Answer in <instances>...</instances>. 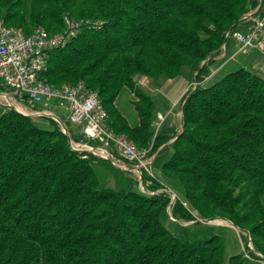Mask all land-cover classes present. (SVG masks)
Masks as SVG:
<instances>
[{
	"label": "trees",
	"instance_id": "16d2710c",
	"mask_svg": "<svg viewBox=\"0 0 264 264\" xmlns=\"http://www.w3.org/2000/svg\"><path fill=\"white\" fill-rule=\"evenodd\" d=\"M263 5L0 0V24L24 35L38 28L62 33L64 18L101 24L83 26L65 48L54 50L43 79L55 88L81 83L96 93L110 130L153 158L151 176L141 171L139 180L73 150L52 119L0 111V264H262L264 75L223 66L212 78L211 69L225 35L244 30ZM184 75L195 85L180 100L176 126L167 115L171 102L148 94L136 80L159 87ZM125 88L138 99L134 125L115 107ZM59 118L73 143L96 146ZM166 190L175 194L173 203ZM216 220L243 233L253 250L227 255L226 229L207 224Z\"/></svg>",
	"mask_w": 264,
	"mask_h": 264
},
{
	"label": "built area",
	"instance_id": "2783aa9c",
	"mask_svg": "<svg viewBox=\"0 0 264 264\" xmlns=\"http://www.w3.org/2000/svg\"><path fill=\"white\" fill-rule=\"evenodd\" d=\"M248 18L250 24L244 30L228 32L225 40L236 45L237 54H246L249 50L264 53V5L256 18L251 15ZM64 25V31L59 34H50L38 28L30 35H24L16 28L0 24V83L15 98L26 97L29 103L41 106L42 111L34 115L43 113L55 116L57 109H65L67 121L82 128L84 138L96 144L91 147L88 144L73 143V150L94 151L97 157H102L103 152L110 156L111 152L116 153L122 159L135 164L134 167L139 169L135 173L139 180L141 171L151 176L153 158L149 157V150L138 148L124 135H116L110 130L107 113L96 93L81 83L55 88L43 79L50 54L54 50L65 48L83 26L98 28L101 24L64 18ZM222 47L225 48L226 44ZM0 98H4L9 105L6 95H0ZM15 109L26 114L16 107ZM166 192L173 203L175 194L170 190ZM249 249L252 250L251 247ZM258 256L261 257L259 254ZM262 259L264 264V258Z\"/></svg>",
	"mask_w": 264,
	"mask_h": 264
},
{
	"label": "rangeland",
	"instance_id": "374dc122",
	"mask_svg": "<svg viewBox=\"0 0 264 264\" xmlns=\"http://www.w3.org/2000/svg\"><path fill=\"white\" fill-rule=\"evenodd\" d=\"M227 47L228 51H233L232 45L230 43L226 44V47L221 48V53L220 56L216 59L214 66L211 69V75L212 78L216 77L218 74L217 72L223 71V66L226 68L227 66H243L246 69L255 72L259 75H264V53L258 52V51H253L249 50L246 54H238L234 56L233 60H230L229 57L231 56L230 53L227 52ZM222 76V75H221ZM220 76V77H221ZM136 83L148 94H154L158 99L162 100H168L172 101L173 104V98L176 97V93L185 87V91L183 92V95L191 89L194 85L192 81H189V79L186 77V75L181 76L175 80L172 81H167V82H159V87H157L155 84L150 83L147 79L145 78H138L136 80ZM0 94L6 95L8 98H10L9 102L11 106L16 107L23 111L26 114L29 115H34L36 113H39L41 111H34L29 107L28 101H23L21 97L15 98V96L9 92L8 90H3L0 92ZM177 99V98H176ZM138 99L134 97V95L128 90V89H123L121 94L116 100L115 107L116 110L123 115L128 122L131 125H134L133 122L137 120V114L135 112L133 102L137 101ZM181 100V99H180ZM180 100L174 106L172 105L171 111L167 114L170 121L173 123V125L178 126L179 121H180V113H179V103ZM29 107V108H28ZM7 108H10V106L7 104L6 100L4 98H0V111L5 110ZM55 116H58L56 114V111L54 112ZM160 123H162L165 120V117H159ZM38 126L47 129L45 126L44 121H39ZM135 177L138 178L136 174H134ZM139 179V178H138ZM109 186H113L112 181H109ZM142 191L143 189L140 188ZM210 226H215V227H222L226 229V233L224 231V235L226 237V252L227 255H233V254H238L244 252L246 254V247H252V244L250 241H244L240 236L243 234L241 233L238 229H236L234 226L231 224L227 223L226 221H212L207 223Z\"/></svg>",
	"mask_w": 264,
	"mask_h": 264
},
{
	"label": "water",
	"instance_id": "95a60500",
	"mask_svg": "<svg viewBox=\"0 0 264 264\" xmlns=\"http://www.w3.org/2000/svg\"><path fill=\"white\" fill-rule=\"evenodd\" d=\"M261 3V2H260ZM258 11V10H257ZM256 11V12H257ZM195 85V84H194ZM1 96H3L2 94H0ZM7 101H8V103H9V106H10V108H12V109H14L16 112H18L19 114H22V115H25V116H28V117H45V118H49V119H52V120H54V121H56L59 125H60V127L62 128V132L67 136V139H68V143H69V145H70V147H71V145L73 144V142L71 141V139H70V137L68 136V134L66 133V131H65V127H64V125H63V123L60 121V118H58L57 116H52V115H48V114H43V113H41V114H39V115H28V114H23V113H21V112H19V111H17L16 109H15V107H13V106H11V104H10V102H9V99L7 98ZM182 110V109H181ZM180 116H181V111H180ZM80 152H88V153H92V154H94L95 152L94 151H87V150H79ZM97 153L99 152V151H96ZM95 155V154H94ZM102 157H99V158H102V159H105V160H107V161H109L110 163H112L116 168H118V169H121V170H125V171H128V172H132V173H138L139 172V169L137 168V167H129V166H127V165H125L124 163H122V162H120V161H118L117 159H115L114 157H112V156H110V155H108V154H106V153H102Z\"/></svg>",
	"mask_w": 264,
	"mask_h": 264
},
{
	"label": "crops",
	"instance_id": "0c3cea01",
	"mask_svg": "<svg viewBox=\"0 0 264 264\" xmlns=\"http://www.w3.org/2000/svg\"><path fill=\"white\" fill-rule=\"evenodd\" d=\"M231 45H232V48H233V50H234V52L233 51H228V47H227V52L228 53H230V57H229V59L230 60H233V58H235L234 56H236V55H238L237 54V47H236V45H234V43H232V42H229ZM254 50H252L251 52H253ZM256 51V50H255ZM250 52V51H249ZM234 61V60H233ZM185 87H183L182 89H180L177 93H176V97H174L173 98V104H172V101H171V104L174 106V104H176L177 102H178V100H180L182 97H183V92L185 91ZM177 98V99H176ZM37 106H39V105H37ZM41 109H42V107L41 106H39ZM29 108V107H28ZM172 109V108H171ZM179 113H180V111H179ZM56 114H58V116L59 117H62V118H64V120H66L67 121V114H66V110L65 109H57L56 110ZM134 124H136V121L135 122H133ZM73 128V130H74V132L75 133H77V132H81L82 131V128H80V127H77V126H73L72 127Z\"/></svg>",
	"mask_w": 264,
	"mask_h": 264
}]
</instances>
